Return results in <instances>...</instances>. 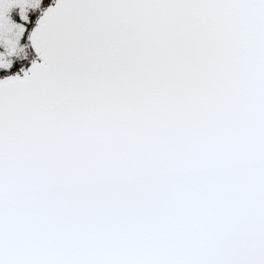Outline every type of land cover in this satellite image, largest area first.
<instances>
[{"label":"snow or ice","instance_id":"obj_1","mask_svg":"<svg viewBox=\"0 0 264 264\" xmlns=\"http://www.w3.org/2000/svg\"><path fill=\"white\" fill-rule=\"evenodd\" d=\"M13 4L41 0H0L9 55ZM29 39L0 77V264H264V0H55Z\"/></svg>","mask_w":264,"mask_h":264},{"label":"rangeland","instance_id":"obj_2","mask_svg":"<svg viewBox=\"0 0 264 264\" xmlns=\"http://www.w3.org/2000/svg\"><path fill=\"white\" fill-rule=\"evenodd\" d=\"M44 5L45 4H44L43 0H41V4L39 6H37V7L26 6V11H25L24 15H26L28 17L29 13H35L36 12L35 17H34V20H33V22L35 24V22L37 21V19L39 17V14H40L39 11L41 9H43L42 7ZM7 15L9 16V18L11 19V21L13 23H19V24H24L25 25L24 22L26 20L22 19V17H21V14H20V5L19 4H13L12 7L9 9ZM30 30L31 29H28V31H27L26 34H25V31H24V33L21 35V37L18 40V45H17L16 51L14 53H12L11 55H9L7 53V50H6L5 46H4V44L0 43V51L3 50V53L5 54L4 58L7 59V60H11V61L13 59V61L10 64L11 66H13L14 65L13 64L14 61L17 60V58L15 59V57H17L16 54H18V55L20 54L19 57L24 56L27 45H28L27 48H30V52H29V54L27 56V61L23 65H25L27 62H30L32 60V58L34 57L33 51L31 49L32 48L31 47V41L29 39ZM23 35H24V38H23ZM26 55H27V53H26ZM15 64H16V62H15Z\"/></svg>","mask_w":264,"mask_h":264},{"label":"flooded vegetation","instance_id":"obj_3","mask_svg":"<svg viewBox=\"0 0 264 264\" xmlns=\"http://www.w3.org/2000/svg\"><path fill=\"white\" fill-rule=\"evenodd\" d=\"M53 1H55V0H51L50 2V4H48V6H51L52 5V2ZM54 3V2H53ZM47 5H44L42 8H47L48 7ZM40 12V14H39V16L42 14V9L39 11ZM39 18V17H38ZM38 20V19H37ZM37 22V21H36ZM36 22H35V24H34V22L32 23V25H31V27L29 28V29H33L34 27H35V25H36ZM25 28H26V26H25ZM28 30V29H27ZM30 30V31H31ZM28 44V43H27ZM31 49H32V51H33V54H34V57L32 58V60L30 61V62H27L25 65H23L25 62H21L20 64L19 63H17V64H15V65H13V66H11V65H9V67L7 68V69H3V68H0V77H3L4 75H10V74H14V73H19L20 75H22L23 74V71H22V69H27L30 65H31V63H32V61L33 60H36V61H39L40 60V57L37 55V53H36V51H35V49H34V47H33V45H32V43H31ZM1 53H3V50L2 51H0ZM20 55V54H19ZM19 55L18 54H16V56L17 57H15V59L17 58V60L19 59ZM12 61H13V59H12ZM11 61V62H12Z\"/></svg>","mask_w":264,"mask_h":264},{"label":"trees","instance_id":"obj_4","mask_svg":"<svg viewBox=\"0 0 264 264\" xmlns=\"http://www.w3.org/2000/svg\"><path fill=\"white\" fill-rule=\"evenodd\" d=\"M51 0H43V2H44V4L45 5H47L48 6V4H50L51 2H50ZM54 2V1H53ZM53 2H52V4H53ZM47 3V4H46ZM35 14H36V12L35 13H29V15H28V20H26L24 23H25V26H26V29H25V34L27 33V29H29L30 27H31V25H32V23H33V20H34V17H35ZM24 34V35H25ZM24 35H23V38H24ZM24 41V40H23ZM28 47V45L26 46V51H25V54H24V56H21V57H19V59L18 60H15L14 61V65H15V62H16V64L17 63H23V62H25V61H27V56H28V54H29V52H30V48H27ZM26 53H27V55H26Z\"/></svg>","mask_w":264,"mask_h":264},{"label":"water","instance_id":"obj_5","mask_svg":"<svg viewBox=\"0 0 264 264\" xmlns=\"http://www.w3.org/2000/svg\"><path fill=\"white\" fill-rule=\"evenodd\" d=\"M54 4H55V1H54V3H53L51 6H54ZM40 60H41V57H40ZM40 60H39V61H40ZM39 61H37V62H39ZM29 67H30V66H29ZM29 67H28V68H29ZM22 75H23V74H22Z\"/></svg>","mask_w":264,"mask_h":264}]
</instances>
